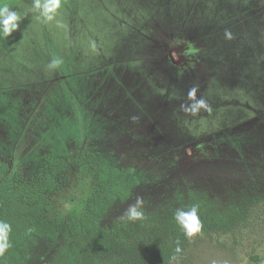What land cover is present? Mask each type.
Here are the masks:
<instances>
[{
    "label": "rangeland",
    "instance_id": "rangeland-1",
    "mask_svg": "<svg viewBox=\"0 0 264 264\" xmlns=\"http://www.w3.org/2000/svg\"><path fill=\"white\" fill-rule=\"evenodd\" d=\"M6 3L22 20L0 38V161L23 176L56 158L67 168L49 212L64 222L53 236L27 235L20 264L88 259L66 219L92 192L80 170L91 151L139 178L100 223L129 224L134 251L160 244L170 264H264V208L248 206L264 193V0H62L66 27L36 19L32 0ZM53 56L64 64L49 72ZM193 86L210 112L180 110ZM136 196L145 218L120 219ZM194 204L203 228L188 238L174 215Z\"/></svg>",
    "mask_w": 264,
    "mask_h": 264
},
{
    "label": "trees",
    "instance_id": "trees-1",
    "mask_svg": "<svg viewBox=\"0 0 264 264\" xmlns=\"http://www.w3.org/2000/svg\"><path fill=\"white\" fill-rule=\"evenodd\" d=\"M80 170L93 179L91 194L85 201L84 213L70 214L66 219L67 233L74 242L84 241L85 256L74 255L68 264H126L121 260L134 253L129 264H170L168 251L160 244L147 248L148 253H138L130 246L129 224H118L111 230L100 227L108 208L118 199L128 197L139 184V178L129 170L118 169L113 161L97 151H91L80 161ZM67 171L63 159H52L43 170L23 176L20 172L8 175L7 165L0 161V220L12 226V247L0 256V264H20L27 235L39 237L57 234L64 219L51 217L50 195L59 187ZM264 208V193L248 202L249 207ZM246 209V207H245Z\"/></svg>",
    "mask_w": 264,
    "mask_h": 264
},
{
    "label": "clouds",
    "instance_id": "clouds-1",
    "mask_svg": "<svg viewBox=\"0 0 264 264\" xmlns=\"http://www.w3.org/2000/svg\"><path fill=\"white\" fill-rule=\"evenodd\" d=\"M61 9L62 0H32V10L38 13L36 19L41 20L45 24H55L57 27H66L59 18ZM21 20L22 16L17 11L13 10L8 3H6V0H0V38H9L13 33L17 32L20 28ZM225 35L227 39L232 38L230 33H226ZM91 47L95 49L94 42ZM63 64L64 60L62 57L53 56L46 67L49 72H55L61 69ZM197 91V86L190 88L187 94V99L190 103L180 105L181 111L193 117L197 116L201 110L211 111V106L203 97L197 98ZM143 205V198L136 196L134 202L128 205L120 219H127L132 222L143 220L145 218V209ZM174 218L188 238L196 236L203 228L198 215V206L195 204L187 211L177 209ZM11 232V224L5 220H0V256H3L12 247L10 241ZM181 251L182 249L179 246L175 248L176 254H179ZM171 260L176 261L177 255H173ZM213 264H215V262H213ZM225 264H228V262L225 261Z\"/></svg>",
    "mask_w": 264,
    "mask_h": 264
},
{
    "label": "flooded vegetation",
    "instance_id": "flooded-vegetation-1",
    "mask_svg": "<svg viewBox=\"0 0 264 264\" xmlns=\"http://www.w3.org/2000/svg\"><path fill=\"white\" fill-rule=\"evenodd\" d=\"M6 165H7V164H6ZM7 167H8V166H7ZM8 175H10V174H9V168H8Z\"/></svg>",
    "mask_w": 264,
    "mask_h": 264
}]
</instances>
